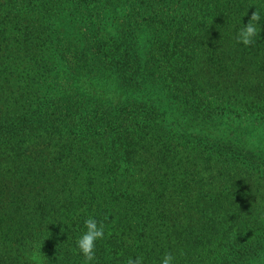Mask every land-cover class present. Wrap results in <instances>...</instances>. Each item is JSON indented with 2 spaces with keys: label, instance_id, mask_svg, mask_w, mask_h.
Segmentation results:
<instances>
[{
  "label": "trees",
  "instance_id": "trees-1",
  "mask_svg": "<svg viewBox=\"0 0 264 264\" xmlns=\"http://www.w3.org/2000/svg\"><path fill=\"white\" fill-rule=\"evenodd\" d=\"M253 11L246 47L235 37ZM54 72L95 109L82 135ZM256 132L264 0H0V264H85L89 217L105 226L90 264H264Z\"/></svg>",
  "mask_w": 264,
  "mask_h": 264
},
{
  "label": "rangeland",
  "instance_id": "rangeland-1",
  "mask_svg": "<svg viewBox=\"0 0 264 264\" xmlns=\"http://www.w3.org/2000/svg\"><path fill=\"white\" fill-rule=\"evenodd\" d=\"M103 36L106 37L105 34H103ZM101 39H102V37H101ZM63 58L64 59L62 60V63L66 64V65H72L73 63L76 62V54L73 51H65ZM52 68L55 69V66H53ZM58 75L59 76H57V74L55 72L51 73L50 78L52 79V83H51V84H53L52 87L58 88V89L59 88L66 89L67 90L66 94H68L70 99H72V101H74L75 108H76V110H75L76 114L72 118L73 120L70 121L68 119H62V121L66 125H68L69 123H73L74 127L72 128V130L75 129L77 134L82 135L85 131H88L90 124L94 122L95 118L98 120V116H96V114H94L95 109L90 106L88 99H86L85 101H81L80 100L81 97L73 95V90H75L76 88L72 84V80H70L67 73L66 72H58ZM161 86H163V85H158L157 89L161 90L160 89ZM108 90L109 89H106V91H108ZM78 93H80V89L78 90ZM159 94L160 95L158 97L163 98L162 94L161 93H159ZM63 110H64V108H60V111H63ZM67 128H69V127H67ZM105 128H106V124L104 125L103 128L102 127L98 128V131L101 133V132H103V130ZM213 129L214 128L211 129L212 132L214 134H217V132H215V130H213ZM88 133L90 134V132H88ZM257 137H258V141L255 140V138H257ZM251 139H252V141L250 143H248L249 148H251L253 145H255V146L259 145L261 148L264 149V134H262L261 132L260 133L256 132V134ZM168 144H169V147H173V151L175 153H178L183 158L186 156L185 150L181 146H178V144L175 141L168 142ZM91 154H92V151L90 149H87L86 154L82 155L84 158L83 160H84L86 165L92 164ZM117 167H118V165L113 167L112 172H114ZM193 167H195V166H191V168H193ZM199 168L201 169V168H203V166L200 165ZM60 169H61L60 166L55 165L53 167L52 175L55 177L54 173L55 172L59 173ZM174 170H177L176 166L174 167ZM46 172L49 173L48 171H46ZM46 175L47 174L45 173V176ZM107 176L109 177V173ZM167 179L172 181V182L169 181L168 183L176 182V180H173L170 177ZM74 183H76V182H74ZM142 183H146V181H142ZM153 183H159V182L157 180H154Z\"/></svg>",
  "mask_w": 264,
  "mask_h": 264
},
{
  "label": "clouds",
  "instance_id": "clouds-1",
  "mask_svg": "<svg viewBox=\"0 0 264 264\" xmlns=\"http://www.w3.org/2000/svg\"><path fill=\"white\" fill-rule=\"evenodd\" d=\"M261 17L258 11H253L246 24L236 34V42L244 46H251L256 42V38L260 35L262 26L260 25ZM85 232L77 241L79 253L84 257L85 264H90L95 259V248L98 240L104 239L105 226L92 217L84 222ZM143 257L138 256L135 259L129 258L127 264H143ZM175 257L172 253H165L160 264H174Z\"/></svg>",
  "mask_w": 264,
  "mask_h": 264
}]
</instances>
